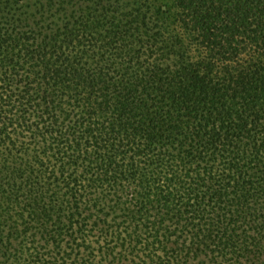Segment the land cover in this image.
I'll use <instances>...</instances> for the list:
<instances>
[{"label": "trees", "instance_id": "trees-1", "mask_svg": "<svg viewBox=\"0 0 264 264\" xmlns=\"http://www.w3.org/2000/svg\"><path fill=\"white\" fill-rule=\"evenodd\" d=\"M0 0V264H264V0Z\"/></svg>", "mask_w": 264, "mask_h": 264}, {"label": "rangeland", "instance_id": "rangeland-1", "mask_svg": "<svg viewBox=\"0 0 264 264\" xmlns=\"http://www.w3.org/2000/svg\"><path fill=\"white\" fill-rule=\"evenodd\" d=\"M162 4H166V5H170L171 3L169 2V0H156ZM194 264H201L200 262H194Z\"/></svg>", "mask_w": 264, "mask_h": 264}]
</instances>
